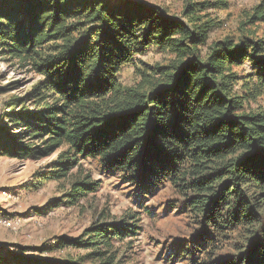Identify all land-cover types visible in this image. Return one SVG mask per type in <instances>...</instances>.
<instances>
[{
  "label": "trees",
  "instance_id": "obj_1",
  "mask_svg": "<svg viewBox=\"0 0 264 264\" xmlns=\"http://www.w3.org/2000/svg\"><path fill=\"white\" fill-rule=\"evenodd\" d=\"M229 6L184 0L175 15L141 0H0V55L39 76L2 103L0 157L56 155L29 184L63 187L37 213L96 192L101 182L82 163L98 160L139 197L174 188L195 227L186 253L195 264H264V106L249 105L264 97V0L237 38L210 42L220 21L209 10ZM150 50L171 58L143 61ZM135 214L101 212L78 236L39 247L86 251L76 255L0 243V264H128Z\"/></svg>",
  "mask_w": 264,
  "mask_h": 264
},
{
  "label": "rangeland",
  "instance_id": "obj_2",
  "mask_svg": "<svg viewBox=\"0 0 264 264\" xmlns=\"http://www.w3.org/2000/svg\"><path fill=\"white\" fill-rule=\"evenodd\" d=\"M141 1L160 5L175 15L180 14L184 4V0ZM229 1L230 6L226 10H209L212 17L220 21L211 34L210 42L225 37L237 38L245 13L251 11L259 0ZM170 58L169 54L157 50H150L141 56L143 61L149 63H165ZM246 69H249L248 65ZM120 79L125 84L132 83L135 80L133 67H126ZM38 80L39 76L31 72L30 68L8 62L0 55L1 104L14 95L29 91ZM249 105L252 108L264 106V97ZM55 157L56 155H52L23 162L0 157V210L22 219L18 229L0 226V243L29 246L33 249L32 255L37 256L66 257L69 253H85L84 250L71 248L42 253L39 247L55 245L56 236H78L101 212L120 217L126 211H136L135 215L140 216L141 228L134 238H128L123 243L127 249L124 254L128 264H195L194 257L186 254L192 253L187 242H191L190 235L195 232V227L186 210L178 206L180 198L174 188L168 184L160 185L152 193L147 192L144 197H139L135 185L123 179L120 174L103 171L98 160L89 159L82 163L87 171L92 172L94 179L101 182L96 192L80 201L79 206L61 205L42 214L37 213L38 208L62 195L63 187L54 180L45 182L39 189L32 188L29 184L34 172ZM146 209L152 214H147ZM129 240L132 241L131 249L127 247ZM202 261L201 258L197 262L200 264Z\"/></svg>",
  "mask_w": 264,
  "mask_h": 264
},
{
  "label": "built area",
  "instance_id": "obj_3",
  "mask_svg": "<svg viewBox=\"0 0 264 264\" xmlns=\"http://www.w3.org/2000/svg\"><path fill=\"white\" fill-rule=\"evenodd\" d=\"M1 107L2 104L0 102V109ZM21 220L22 219L20 216H11L9 214H5L0 210V226L2 227L18 229L21 227Z\"/></svg>",
  "mask_w": 264,
  "mask_h": 264
}]
</instances>
